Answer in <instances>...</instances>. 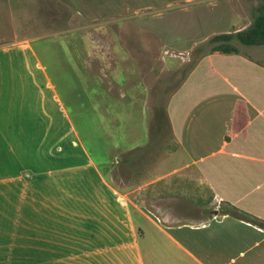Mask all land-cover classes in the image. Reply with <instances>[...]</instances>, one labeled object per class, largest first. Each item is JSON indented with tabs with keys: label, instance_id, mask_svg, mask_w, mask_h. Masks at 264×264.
<instances>
[{
	"label": "rangeland",
	"instance_id": "1",
	"mask_svg": "<svg viewBox=\"0 0 264 264\" xmlns=\"http://www.w3.org/2000/svg\"><path fill=\"white\" fill-rule=\"evenodd\" d=\"M263 4L264 0H30L26 36L33 37L36 55L27 57L17 73L3 67L0 131L7 129L6 118L11 120L16 111L8 94H33L27 95L23 106L24 139L19 143L24 146L12 141L16 147L11 154L15 160L24 159L19 167H33L42 133L47 146L63 147L44 153L54 169L37 172L36 197L27 192L21 198L10 189V254L3 264H67V260L72 264L73 258L67 259L71 256L67 238L82 236L88 223L95 224L101 209L100 174L127 192L131 203L179 202L171 199H181L171 184L162 189L165 180L154 188L146 186L185 161L168 123L162 120L156 126L155 110L166 106L190 66L210 51V38L247 27ZM235 44L241 52L264 55V45ZM30 75L35 80L30 81ZM10 125L18 126L13 121ZM136 147L143 148L140 156L123 165ZM6 163L5 154H0V171L7 169ZM0 187L7 190L5 179H0ZM33 212L38 221L40 213L47 214L52 222L46 229L57 232H43L45 242L39 236L40 242L49 244L37 242L38 253L32 241ZM50 250L60 258L46 259L47 253H40Z\"/></svg>",
	"mask_w": 264,
	"mask_h": 264
},
{
	"label": "crops",
	"instance_id": "2",
	"mask_svg": "<svg viewBox=\"0 0 264 264\" xmlns=\"http://www.w3.org/2000/svg\"><path fill=\"white\" fill-rule=\"evenodd\" d=\"M29 1L0 0V74L4 66L17 73L27 57L36 55L33 37L26 36ZM256 54L215 51L195 61L166 102L171 135L185 161L146 184L154 188L165 180L162 189L171 184L181 199L172 196L179 202L131 203L127 192L119 191L98 172L103 185L101 209L95 224L88 223L82 236L67 238V255H71L67 259L73 258L72 264H264V227L220 214L230 205L264 221V55ZM33 79L30 75V81ZM30 92H36L35 88ZM8 95L16 111L11 120L6 118L7 129L0 131V154H5L7 162V169L0 171V179L7 181V190L0 187L1 264L10 254V189L21 193V198L27 192L36 197L37 172L54 169L52 159L44 158V153L63 147L47 146L42 133L33 167H19L24 159L15 160L11 148L16 145L11 142L24 146L19 143L24 139L23 106L27 95L33 94ZM12 121L18 126L12 127ZM35 123L42 128L40 121ZM23 203L32 209L25 199ZM32 216V241L38 253V243L49 244L40 242L39 236L45 242L43 232H57L46 229L52 222L47 214L40 213L39 221L34 212ZM40 253H47L46 259L60 258L54 250Z\"/></svg>",
	"mask_w": 264,
	"mask_h": 264
},
{
	"label": "trees",
	"instance_id": "3",
	"mask_svg": "<svg viewBox=\"0 0 264 264\" xmlns=\"http://www.w3.org/2000/svg\"><path fill=\"white\" fill-rule=\"evenodd\" d=\"M235 42L243 46L264 45V4L255 11L253 20L247 27L234 32L219 33L210 38L208 43L211 44L212 47L208 53L215 51L221 53H238L239 47H237ZM193 65L194 63L190 66L188 71L193 67ZM179 84L180 83H178V85ZM162 120H165V122L168 123L166 106L164 108H156L155 110V122L157 123V127L159 121ZM142 150V147H136L132 149L122 161V164L126 165L139 157ZM220 214H229L239 219L252 222L256 225H259L260 227H264V221L252 218L230 205H227L221 209Z\"/></svg>",
	"mask_w": 264,
	"mask_h": 264
},
{
	"label": "water",
	"instance_id": "4",
	"mask_svg": "<svg viewBox=\"0 0 264 264\" xmlns=\"http://www.w3.org/2000/svg\"><path fill=\"white\" fill-rule=\"evenodd\" d=\"M215 213H217V211H215Z\"/></svg>",
	"mask_w": 264,
	"mask_h": 264
}]
</instances>
